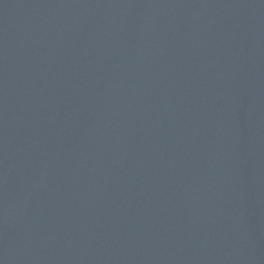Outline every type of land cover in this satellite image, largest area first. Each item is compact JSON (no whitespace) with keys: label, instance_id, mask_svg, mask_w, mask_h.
I'll list each match as a JSON object with an SVG mask.
<instances>
[{"label":"water","instance_id":"obj_1","mask_svg":"<svg viewBox=\"0 0 264 264\" xmlns=\"http://www.w3.org/2000/svg\"><path fill=\"white\" fill-rule=\"evenodd\" d=\"M0 264H264V0H0Z\"/></svg>","mask_w":264,"mask_h":264}]
</instances>
